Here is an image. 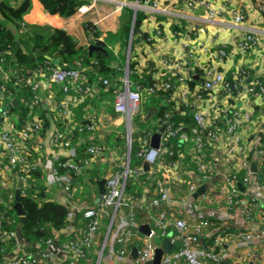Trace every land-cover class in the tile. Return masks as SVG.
<instances>
[{
	"label": "trees",
	"instance_id": "16d2710c",
	"mask_svg": "<svg viewBox=\"0 0 264 264\" xmlns=\"http://www.w3.org/2000/svg\"><path fill=\"white\" fill-rule=\"evenodd\" d=\"M16 1H18V4L14 6L8 3V0H0V13L18 30V32L15 33L6 24L0 22V74L4 71L11 72V70L16 72L15 76H12L13 78L11 79L0 77V86L3 87L2 95H0V104L7 109V115L4 120L0 119V132L4 129H9L10 132L12 131L15 133V138L19 142L24 141L25 146L23 153L20 155L22 157L19 159L17 158L15 162L10 161L11 156L9 155V151L2 146H0V154H7L9 160L7 157L6 159L8 160L9 169L13 173L21 176L22 185L19 189L22 197L21 202L24 208V215L20 216L18 214L14 208L13 200L4 195L0 186V264L4 263L6 255L14 251L15 248L14 239L12 237H5L9 232L14 231L16 233V229L20 231L24 240V251L30 259L34 260L32 264H39L38 259L41 258L44 260L45 258L42 254L47 247L48 241L53 240L59 235V232L68 224L69 205L48 197L46 193L44 172L40 166V161L43 158L39 154L45 145H49L55 150L51 158V169H54L57 175H66L73 189L71 197L65 195V197L70 198L67 203H71L72 200L78 199L79 196L85 194L86 196L90 195L91 197H95L99 193L98 181L102 179L106 180L111 171L121 170L122 168L120 166H115L106 173L107 165L94 161L98 159L100 153V146L98 147L91 138V133L96 126V115H90L83 123L76 122L73 111L74 107L72 108L71 115L73 120L70 121L69 118L64 115L61 99L65 95L63 84L65 85L67 83L59 84L54 81L51 83L57 101L55 112H49L48 114L43 106L40 107L39 100H36L33 96V91L31 89L32 85L28 84L24 86V88H28L29 90L21 92L15 90L17 88V85H15L17 76L20 77L24 75L23 78H31L33 81H36L41 72V68L48 70L50 67H74L79 69L82 79L73 86L74 88H71L69 94L76 96V100H78L79 103L81 102L79 99L83 100L85 95L97 89L102 88L104 90L105 88L107 91L111 90L115 93L119 90L118 83L113 89L109 86L113 84L117 78L121 77L123 70L113 66V62L117 61L120 65L125 64L123 63L125 60L123 50L126 49L129 43L131 29L133 28V37L131 36L132 48L128 60V67L130 70L129 79L133 85L138 86L143 91H146L149 87H154L156 89L154 93V95H156V101H151V104L158 108L155 116L161 123L170 115L172 116L170 120L171 124L167 126L162 133L164 135V142L160 156L155 164L149 165L150 169L145 167V159L140 154L141 149L145 147L146 144L150 143L151 134L149 130L143 128L144 130H132L131 132L129 167L133 170H137L138 174H136V171H133L127 176L125 183L126 204L122 207V210L125 211V213H133L136 220L138 217L136 211H139V209L136 208L135 210L133 202L142 195L143 186H149L152 193L156 192V194H154L155 197L153 196L154 198L159 196V193H157L158 183L157 180L155 181L153 178L154 174H158V177H161L159 181H163L166 186V183L169 182V169L178 170L186 181L183 185V189L186 187L189 188L190 185L195 184L193 180L196 174L199 177L200 174L202 175L194 157V147L198 134L203 137L206 143L204 145L206 153V158L204 160L207 162L209 168L206 175L207 178H201V180L207 182V180L211 178L213 170L211 166L212 157L210 155L216 146L219 132L225 127L223 124L228 126L230 125V119L232 121L237 114H243V110L239 103L240 100L248 97H253L255 99V105L253 106L254 111H252L257 113L260 123H258V129L253 136L258 144L252 152L255 153V151L264 148V123H262V121H264V94L261 97H257L242 91L244 85L253 87V92L259 91L261 87H264V76L261 74L255 75L254 67L243 66L234 71H225L216 65L219 61V57L223 58L228 53V45L230 44V38L228 37H233V41L235 43L236 41L238 42L239 51V43L244 41L242 34L234 35V31L229 32L227 30L228 37L220 43L219 47L218 45L217 47L215 46L216 49L218 48L217 51L219 55L214 54L205 64L202 66L198 65L203 74V79L197 80L189 71L191 70L190 62L176 55L175 60L182 62L184 69H175V71H173L174 67L171 66V60L168 59L164 61V63L165 65L167 64L168 71L173 76V79L164 77V80H158L155 74L158 67L157 63L147 58V53L141 45L142 41L147 45L154 42L151 38V33L141 30L143 21L150 19L146 12L137 11L134 26L132 27L131 21L134 15V9L130 6H124L120 17L121 27L119 31L115 34L110 33L107 35L105 43L99 39L96 40V36H99L100 32L96 25L87 21L84 25L86 32L94 36L91 39V43L97 46L101 45L105 48V51H89L87 46L79 45L75 36L65 29L54 28L47 34L43 32L45 29L30 26L27 23L23 24L24 15L30 10L32 2L31 0ZM40 1L44 7L53 14L71 16L75 14L87 0ZM139 1L152 3L157 0ZM180 23V26L179 22L178 24L176 22L172 23L173 29H177L179 33L183 32L182 24H184V21ZM161 24H163V22H161ZM251 34L256 37L255 33ZM107 42H111L113 46H115L116 43L118 44L120 56H117L115 50L108 47L106 44ZM256 45L257 43L254 44V46ZM253 47H249L247 51ZM38 51H46L47 53L37 56L35 53ZM54 59H56V61H54ZM211 63L215 64L217 69L224 73V79L229 83L230 87L219 86L214 90L215 93L222 94L221 100H223V102L216 103L217 106L223 108L222 115L220 114L218 118L214 119L212 113L210 121L208 120L210 125L207 123L208 126L201 127L195 118L196 110L193 111L191 106H179L174 98L171 99V94L174 93L175 89L173 87H165L164 83L161 82L168 81L171 85L175 86L178 81L182 82L183 78L186 79V73H188V87L190 89L195 88L199 90L202 93L201 95L209 96L210 92L204 88L206 79L204 77L203 66L210 65ZM197 70L198 72L200 71L197 68L194 69V71ZM104 80H107V83H104ZM78 87H82L83 89L89 87L90 90L85 93H80L77 89ZM104 91L106 92V90ZM223 115L224 117H222ZM138 117L139 115L135 116L134 120ZM213 123L215 125H213ZM8 125L9 127H7ZM169 129L176 131V133L170 135ZM26 130L29 136L23 135V132ZM240 130V127H237L234 131L239 133ZM211 131L216 137L210 136ZM180 132H187L193 138L194 145L190 153L184 152L183 143L181 139L178 138ZM56 135H58V138L52 143L51 138H54ZM119 142L121 144L125 143V135ZM66 143H68V145H66ZM36 145H39V147ZM91 146L99 148V152L94 155L95 159L89 163L88 167L84 171L78 173L75 168L69 164V160H74L78 164L84 163L93 155L88 151V148ZM70 147H73L76 151L74 156L71 157L69 153H59L61 149L68 151ZM261 162L262 164L257 169V173L259 175L258 178L264 180V155ZM230 164L232 165V161ZM229 171L232 172V174H230L231 178L235 180L238 188L242 191V188L246 186V183L243 181L246 173L245 169L243 168L238 172L234 167L229 166L227 173ZM167 175L168 181L163 179ZM53 176L55 178L54 174ZM56 182L59 184L58 180H56ZM80 186H84L86 190H81ZM173 187L174 185L170 186L172 189ZM93 188L95 189L93 190ZM205 192L206 191L201 193ZM201 193H197L195 196L196 200ZM88 206L96 208L98 205L91 200ZM208 221L210 224L214 225L220 223V221L215 220L213 217H209ZM214 237H216V234H214ZM71 257L76 259V264L83 263L82 260L78 259L74 254H72ZM203 260L204 262L210 261L209 264H215L210 257L205 256ZM67 263L68 261H62L59 264Z\"/></svg>",
	"mask_w": 264,
	"mask_h": 264
},
{
	"label": "crops",
	"instance_id": "0c3cea01",
	"mask_svg": "<svg viewBox=\"0 0 264 264\" xmlns=\"http://www.w3.org/2000/svg\"><path fill=\"white\" fill-rule=\"evenodd\" d=\"M210 1L212 7L216 10L211 19H207V7L198 6L187 8L184 6L182 0H157L158 8L151 7L153 2L148 3L139 0H87L82 4L81 8L71 16L53 14L44 7L40 0H31V8L24 15L23 19L24 22L30 26L45 29L43 32L47 34L54 28L65 29L75 36L79 45L89 47V45L93 44L91 43V39L94 36L93 34L86 32L84 25L87 21L96 25L100 32V35L96 36V40L99 39L105 43L107 35L110 33L115 34L119 31L121 27L120 17L124 6H130L134 9V15L131 21L132 27L134 26L137 11L146 12L150 19L143 21L141 30L151 33V38L154 42L147 45L142 41L141 45L147 53V58L154 60L157 63L158 67L155 74L158 80H164V77H170L173 79V76L169 73L167 64L165 65L164 61H167L168 59L173 61L175 60L176 55L185 58L190 62L191 70L189 71L197 78V80H200L203 77V74L199 66H202L209 61L214 54H218V48L216 49V47L217 45L219 47L220 43L228 37V31H234V35H241L245 32L252 31L257 37L258 42L256 46L248 50L245 54H242L238 51V42L236 41L235 43L233 37H228L230 38L228 53L223 58L219 57V61L216 65L225 71H234L243 66L254 67L255 75L261 74L264 76V0ZM8 3L16 6L18 1L8 0ZM237 7L242 8L244 12L243 27L241 28L240 26L236 27L231 25L233 14ZM182 21H184V24H182L183 32L179 33L177 29H173L172 23L176 22L178 24L179 22L180 26V22ZM0 22L6 24L13 32H18L16 27L5 19L1 13ZM161 22H163V24H161ZM132 30L133 28L131 31ZM131 36L132 34H130L129 43L127 44L126 49L123 50L125 54V60L123 63L125 64L120 65L117 61L113 62V66L117 67V69L121 68L123 70L121 77L117 78V80L109 86L113 89L118 83V91L124 90L127 84L131 88H134L133 86H135L129 79L130 70L128 67V60L132 48ZM106 44L110 49L115 50L117 56H120L117 43L115 46H113L111 42H107ZM35 54L37 55V52ZM195 68L200 71H194ZM173 71H175V69ZM15 74L16 72L14 70H11V72L4 71L0 74V77L11 79ZM23 77L24 75L20 77L17 76L15 80L17 88L15 90L20 92L29 90L28 88H24V86L28 84L32 85L31 89L33 91V96L36 100H39L40 107L43 106L48 114L49 112H55L57 98L51 87L53 80L50 77V73L48 71H41L36 81H33L31 78L25 79ZM36 82H39L38 89H34V84ZM180 87L181 85L178 81L177 85H175L174 93L171 94V99L174 98L179 106H191L193 111L197 110L199 107L205 108V110L208 111L207 118L210 121L213 111L210 105L212 104V99H210L208 95H201L202 93L199 90L191 88L187 98L185 100H179L176 98L175 94ZM104 90H106V92ZM104 90L102 88L97 89L93 92H89L88 95H85V98L77 104L78 106L76 105L74 107L75 110L73 109L75 120L76 122L83 123L90 117V115H96V126L91 133V138L95 141L98 147L100 146V153L98 159H95L94 161L106 164V173L112 170L115 166H120L123 169L128 167L135 172L137 170H133L129 167L130 141H128L127 137L128 129L126 125V113L118 112L114 106L116 92L113 93L111 90L107 91L105 88ZM144 93L141 107V118L146 115L148 108L153 105L151 104V101H156V95H154V93ZM221 95V93H215L214 99L217 103L223 102V100H221ZM254 100L253 97H248L239 101L241 109L244 113H247V115L249 114V117L245 116L242 120L244 128H240L241 130L239 133L237 132L238 134L230 132L228 126L223 124L225 127L219 132L216 146L210 155L212 157L211 166L213 170L211 178L207 180V182H203L196 174L193 180L197 187L196 191L205 185L202 192H206L201 193L197 197L202 209L212 213L211 217L220 221L218 225L210 224L206 227L207 229L205 228L200 233V245L206 249V251L218 255L221 264L264 263V240L263 242H258V244L251 245L248 248H245V246H239V233L242 229H250L264 239V180L259 179L257 173V169L262 164L261 159L263 158V155L258 151H255V153L252 152L258 144L253 136L258 129L257 125L260 120L257 113L253 112V106L255 105ZM155 115L150 117L147 121L143 120L141 122L140 119L138 122H135L133 118L132 120H134V123H132L131 128L135 131L140 129L149 130V133L151 134L150 144L155 143L156 145H163L164 135L162 133L167 126L171 124L170 120L172 116L170 115L161 123ZM2 118L0 109V119ZM164 124H166V126L164 130H161ZM124 135L125 143L121 144L119 140H122ZM178 138H180L183 143L185 149L184 152L190 153L194 145L193 138L190 134L187 132H180ZM54 152L55 150L51 146L45 145L39 154L43 158L40 161V166L44 172V184L46 185V193L48 194V197L69 205L68 224L61 230V232H59V235L52 240L54 255L56 258L60 257L61 259V247L63 246V243L70 240L74 233L79 232L86 227L89 222L88 218L83 214L84 210L89 207L88 204L91 200L98 205L100 199L97 200L99 193L95 197H91L90 195L86 196L85 194L79 196L78 199L72 200L71 203H67L68 201L65 194L61 190L59 184H57L50 166ZM59 153L67 154L68 151L61 149ZM9 155L11 156L10 152ZM6 157L8 158L7 154H0V186L4 195L10 197L14 203L15 190L22 185L21 176L13 173L9 169V158L7 160ZM231 161L232 165L230 164ZM244 163H247L252 171L250 181L242 188V190L244 189L242 192H244L243 195H253L256 198L255 217L253 221H250L246 217L244 206L242 204L230 205L226 201V195L229 191V184L226 179L227 169L229 166H232L239 172L244 168ZM158 176V174L153 175L155 181L161 178ZM163 179L168 181V175ZM185 182L184 177L178 170L176 171V176H173L170 172L169 182L166 183V186L172 194L180 200H176L168 207H165L163 204L161 206L156 205L153 202V198L155 197L154 194H156V192L152 193L149 186H143L142 195L133 202L135 210L136 208L139 209V211H136L138 215L136 221L139 224V228L142 227V225H149V227L152 226L153 228L154 218L158 217L160 212L164 211V221L168 225V234L171 236V239L173 238L172 242L177 243L178 240H174L176 230L173 221L184 214L182 198L187 197L189 194L188 187L183 189ZM171 185H174L173 189L170 188ZM83 187L84 186H80L81 190L85 191L86 189ZM205 188L206 190H204ZM94 189L95 188H93V190ZM194 195L196 196L195 193ZM125 204L126 203H124V205ZM124 205L119 209L120 214H125V211L122 210ZM101 221V231L97 238V242L94 245L95 247L89 255V260L87 263L86 261H82L83 263L81 264H130V258L134 260L137 259V246H134L130 250L127 249L124 254H121L116 251V249L119 248L117 244L111 242L110 239L105 242L108 232L111 233L109 215L103 214L101 216ZM222 223L228 225L230 234H227V231H223L225 237L220 244L216 245L214 231L217 230L216 228L220 227ZM16 230L18 240L24 245V240L20 231L18 229ZM140 232L143 234L141 229ZM156 242L158 245H162L164 243V238L157 237ZM16 257V251H11L6 255L5 261L8 262L9 260L14 262ZM38 260L39 264H59L62 262L59 260L53 261L49 258H44V260L39 258ZM209 263L210 261L205 262V264ZM178 264H188V262L185 258H181L179 259Z\"/></svg>",
	"mask_w": 264,
	"mask_h": 264
},
{
	"label": "built area",
	"instance_id": "2783aa9c",
	"mask_svg": "<svg viewBox=\"0 0 264 264\" xmlns=\"http://www.w3.org/2000/svg\"><path fill=\"white\" fill-rule=\"evenodd\" d=\"M183 4L187 8H194L198 6H204L208 8L207 13V19H211L216 10L212 7L210 0H182ZM151 7L158 8L157 1H154L151 4ZM243 17L244 12L243 9L240 7H237L236 11L233 14V21L232 26H240L243 27ZM23 24H26L25 22ZM251 33L252 31H248L243 33L244 41L239 43V51L242 54H245L247 49L249 47H253L254 44L257 43V38L253 36ZM170 63L171 66L174 67V69H184L182 62L179 60H173ZM204 70V77L206 79L204 83V88L210 92L209 98L212 99L211 103V109L213 110V118L216 119L221 114L223 108L216 105L217 101L214 99L215 92L219 86L227 87L229 88V83L224 79L225 75L222 71H219L215 64L211 63L210 65L203 66ZM40 71H48L50 73V77L54 82H58L59 84H63V90L65 92V95L61 99V106L62 111L66 117L69 118V120L72 119V108L75 107L77 103H79L76 96H72L69 94V91L71 88H74L73 86L76 85L82 78L79 72V69L74 67L69 68H60V67H50L48 70H44L43 68L40 69ZM187 78H183L182 82H180V89L175 94L176 98L179 100H185L188 96V93L190 91V88L187 85V79H189V74L186 73ZM182 78V76H181ZM127 81V80H126ZM38 83L36 82L34 84V89H38ZM104 83H107V80H104ZM164 83L165 87H173L175 86L171 85L168 81L161 82ZM133 86V85H132ZM134 88H131L128 84L125 87L124 90H120L116 92L115 94V101L114 106L118 112L126 113L127 119L131 120L135 116L141 115V107L143 103V97L144 92L148 94L155 93L156 89L154 87H149L146 89V91H143L138 86H133ZM2 88L0 86V95H2ZM177 88V87H176ZM80 93H85L90 90L89 87L83 89L82 87L77 88ZM242 91H244L247 94H250L252 96L261 97L264 94V87H261L259 91L253 92V87H250L248 85H244L242 87ZM213 93V95H212ZM80 101L82 99H79ZM78 101V102H77ZM129 106V107H127ZM1 109V116L4 118L7 115V109L5 106H2L0 104ZM208 111L205 110V108H198L195 113V118L198 122V124L201 127H206L210 125L207 116ZM71 116V117H70ZM246 117H249V114L247 113L237 114L233 120H229L230 125H228V130L232 133H236L234 131L237 127H240L241 129L244 128V125H242V120ZM224 117V115L222 116ZM7 123V122H5ZM207 123H209L207 125ZM260 123V121L258 122ZM264 123V121H262ZM213 125H215L213 123ZM9 127V125L7 126ZM37 127V126H36ZM261 127V126H260ZM218 129V128H217ZM264 129V126H263ZM11 130V129H10ZM131 132L132 129H129L128 131V141L131 139ZM170 135H174L176 131H173L169 129ZM24 136H29L28 131L23 132ZM216 137V135L211 131L210 136ZM58 138V135H56L54 138H51V142L54 143L55 139ZM146 144V142H145ZM205 141L203 140V137L198 134L196 136V143L194 147L195 151V159L198 163V169L202 173L200 174V178L206 179L207 178V172L209 171L208 164L204 160L206 158V153L204 149ZM68 145V143H66ZM0 146L4 147L11 153V162L17 161V158L19 159L21 153L24 151L25 143L24 141L19 142L15 138V133L12 131L10 132L9 129H4L2 132H0ZM39 147V145H36ZM162 149V145H159L157 147L152 146L150 143L146 144L145 147L141 149L140 154L144 157L145 161H147L150 165L155 164L157 162V159L160 156ZM69 154L74 156L76 154V151L73 147H70L68 150ZM88 151L93 154L92 157L88 158L84 163H76L74 160H69V164L75 168V170L79 173L84 171L89 163L95 159V154L99 152V148L97 147H89ZM258 152L262 155H264V148L261 150H258ZM244 169L246 171L245 176L243 178L244 183H247L250 181L251 178V169L250 166L247 163H244ZM176 170L169 169V172L173 176H176ZM133 171L130 170L128 167L123 170H117L110 173V175L107 177L105 181V193L100 198L98 206L95 207H89L84 210V216L88 218L89 222L87 226L79 231L73 234V237L64 242L63 246L61 247V253L62 257L60 259L56 258L54 255L53 249H52V240L48 241L47 247L45 248V251L43 252V257L49 258L50 260H59V261H68L67 264H76V259L72 258V254H74L78 259L82 261H86V263L89 260V255L91 251L94 249V245L97 242V236L100 231L102 221H101V215L107 214L110 217V229L111 233L108 232L107 238L105 240L108 241L109 239L111 242L117 244L119 248L116 249L118 253L124 254L127 249L130 250L134 246L138 247V258L137 259H131L130 258V264H149V261L154 260L155 258V247L152 244V239H156L157 237H162L165 239V237L170 236L168 234V225L164 221L165 219V212H160L159 216L154 218V227H150V233L149 234H141L139 224L136 221V217L133 213H119V209L122 205L125 203V183L127 176L131 174ZM52 173L55 175L56 180L59 181V185L61 187V190L65 195H69L71 197L73 189L71 188V185L69 183L68 177L66 175H57L56 171L52 169ZM136 174L138 172L136 171ZM230 174H232L231 171H229L226 175L227 182L229 184V191L226 195V201L230 205H240L242 204L244 206V211L246 217L253 221L255 217V204H256V198L252 195H243L244 192H242L235 180L231 178ZM158 188L157 193H159V196L157 198L153 199V202L156 205L161 206L162 204L165 205V207L171 206L172 203H174L176 200H180L177 197H174L173 194L168 190V188L165 186L163 181L157 180ZM71 190V193H70ZM197 187L195 184L190 185L189 187V194L187 197L182 198L183 199V206H184V214L178 218H176L173 221V225L175 228V237L174 240H178L177 246L172 251H165L161 257L160 264H178L179 259L185 258L188 262V264H205L203 258L205 256L210 257L215 264H221V261L215 253H210L206 251L203 247L200 245V233L205 229V227H208L210 225L208 218L212 216V213H209L202 209V206L200 203L195 199L194 193H196ZM69 197H66L67 201L70 199ZM1 199V198H0ZM111 209V210H110ZM207 217V218H206ZM219 228V230H218ZM216 228L217 230L214 231V234H216V245L220 244L223 238L225 237L223 235V231H227V234H230V230L228 229V225L225 223H222L220 227ZM6 238H13L14 239V251H16V260L14 262L12 261H5L3 264H32L33 259H30L26 252L24 251L23 244L21 241L18 240L17 235L14 231L9 232L7 235H5ZM153 237V238H152ZM240 242L239 246H245V248L250 247L251 245H256L258 242H263V238L259 234H255L252 230L247 229L243 230L239 233ZM171 239V236H170ZM173 241V238L171 239V243ZM157 246L158 245L156 242ZM195 245V246H193ZM133 250V249H132ZM264 264V263H263Z\"/></svg>",
	"mask_w": 264,
	"mask_h": 264
},
{
	"label": "water",
	"instance_id": "95a60500",
	"mask_svg": "<svg viewBox=\"0 0 264 264\" xmlns=\"http://www.w3.org/2000/svg\"><path fill=\"white\" fill-rule=\"evenodd\" d=\"M132 33H133V30L131 31V34ZM88 48H89V51H93V50H102V51H105V49L103 47L97 46V45H94V44L89 45ZM46 53H47L46 51H38L37 52V55H42V54H46ZM54 61H56V59H54ZM157 110L158 109H157L156 106L151 105L148 108L146 115L143 118L140 119V122L143 121V120H146L147 121L150 117H152V116L155 115V113L157 112ZM165 126H166V124H164L162 126L161 130H164ZM151 145L152 146H155V147L159 146V145H156L155 143L154 144L151 143ZM144 164H145V167L146 168H149V165L150 164L147 161H145ZM98 184H99V195H98L97 200H99L102 197V195L105 193V190H106L105 180L104 179L99 180L98 181ZM204 187H205V185H203V187L199 188L198 191L195 194L197 195V193H201L203 191V188ZM21 198L22 197H21L20 189L19 188H16V190H15L14 208L16 209V211L18 212V214L20 216H23L24 215V208H23V205H22V202H21ZM21 219H23V218H21ZM140 229L145 234H149L150 233V227H149V225H142V227H140ZM152 244L155 247L156 253H155L154 260L149 261L148 262L149 264H160V260H161V257L163 255V253L165 251H172L177 246V244L171 243L170 236L165 237L164 243H163L162 246H157L154 238L152 239Z\"/></svg>",
	"mask_w": 264,
	"mask_h": 264
},
{
	"label": "rangeland",
	"instance_id": "374dc122",
	"mask_svg": "<svg viewBox=\"0 0 264 264\" xmlns=\"http://www.w3.org/2000/svg\"><path fill=\"white\" fill-rule=\"evenodd\" d=\"M139 119H141V115H140L137 119H135V122H138ZM133 121H134V120H132V119H131V120H128V119L126 120V125H127V129H128V131H129V129H132V128H131V125H132V123H134ZM128 131H127V132H128Z\"/></svg>",
	"mask_w": 264,
	"mask_h": 264
}]
</instances>
